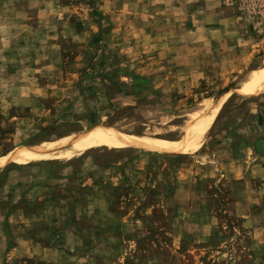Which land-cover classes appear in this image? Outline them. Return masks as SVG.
<instances>
[{
    "label": "rangeland",
    "instance_id": "374dc122",
    "mask_svg": "<svg viewBox=\"0 0 264 264\" xmlns=\"http://www.w3.org/2000/svg\"><path fill=\"white\" fill-rule=\"evenodd\" d=\"M38 2L18 10L38 31L33 94L0 93L12 100L0 102V158L93 129L167 147L2 163L0 264H264V216L228 212L253 184L233 180L235 155L216 151L239 145L226 129L254 124L250 97L264 100V80L241 88L264 67V0ZM225 93L202 144L171 147Z\"/></svg>",
    "mask_w": 264,
    "mask_h": 264
},
{
    "label": "crops",
    "instance_id": "0c3cea01",
    "mask_svg": "<svg viewBox=\"0 0 264 264\" xmlns=\"http://www.w3.org/2000/svg\"><path fill=\"white\" fill-rule=\"evenodd\" d=\"M29 1L0 0V93L5 89L9 93L8 96L30 97L33 94V84L30 83L31 78L27 73L28 67L34 63H29V57L35 54L31 44L38 38L35 34L38 31L34 28L33 16L19 15L18 11L22 7L31 8L28 6ZM38 1V4L44 7V0ZM250 98H254V124H250L251 128L248 125L236 126L232 132L226 129L224 137H232L234 134L239 138V145L233 143L235 139L229 138L224 144L218 145L216 151L217 154L226 152L229 160L235 155L232 163L235 170L233 180L253 184L252 187L249 186V190H244L242 197L231 202L228 207L229 214L238 218L254 217V222H257L258 217L264 216V100L258 99V95ZM0 102L11 103L12 100L0 99ZM236 112L238 114L240 111ZM224 120L226 116L219 119L220 126ZM221 130L219 127L217 132ZM210 132L212 135L217 134L212 130ZM256 181L259 182L258 186H254ZM259 231L264 233V223L260 228H256L254 224V234ZM257 242L264 247V237L259 238Z\"/></svg>",
    "mask_w": 264,
    "mask_h": 264
},
{
    "label": "bare ground",
    "instance_id": "6f19581e",
    "mask_svg": "<svg viewBox=\"0 0 264 264\" xmlns=\"http://www.w3.org/2000/svg\"><path fill=\"white\" fill-rule=\"evenodd\" d=\"M245 74L246 75L242 81L241 88L247 85L262 82L264 80V67L251 70ZM227 96L228 93H225L219 101L208 106L206 111L194 114L183 129L186 133L184 141L171 145V147L182 148L184 150L197 149L202 144L207 128L216 116L222 102ZM101 145H113V147H140L142 149L167 147V143L149 138L147 139L145 137L142 138L124 135L115 128L93 129L84 134H73L71 136H67L63 140L47 141L38 144L34 143L25 147L13 149L9 154L0 158V165L4 162L10 161L19 163L47 161L56 159L58 155L64 151L69 154L71 152H75L76 150Z\"/></svg>",
    "mask_w": 264,
    "mask_h": 264
}]
</instances>
